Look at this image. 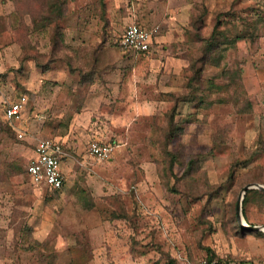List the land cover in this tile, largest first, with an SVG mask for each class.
Masks as SVG:
<instances>
[{
	"label": "rangeland",
	"instance_id": "rangeland-1",
	"mask_svg": "<svg viewBox=\"0 0 264 264\" xmlns=\"http://www.w3.org/2000/svg\"><path fill=\"white\" fill-rule=\"evenodd\" d=\"M54 2L0 0L4 75L19 86L22 41L41 36L49 52L52 30L30 28ZM84 10L88 33L110 46L131 24L160 28L150 56L125 65L104 56L101 68L107 45L98 53L110 83L141 103H30L20 139L0 99V264H264V232L237 219L244 188L264 185V0H92ZM58 136L65 187H36L27 174L36 140ZM99 139L119 145L108 161L87 158ZM249 191L245 224L264 226V198Z\"/></svg>",
	"mask_w": 264,
	"mask_h": 264
},
{
	"label": "crops",
	"instance_id": "crops-1",
	"mask_svg": "<svg viewBox=\"0 0 264 264\" xmlns=\"http://www.w3.org/2000/svg\"><path fill=\"white\" fill-rule=\"evenodd\" d=\"M94 1V0H93ZM92 2V0H70V15H69V23L64 24L66 28L69 27L71 29L70 34L69 30L66 29L65 43L71 47H78L79 45H89V44H100L102 42V36L98 37L92 31V33H88V28H93L90 25L85 26L90 19L86 17L82 22V12H86L84 10L88 4ZM87 9V8H86ZM82 24H84L82 26ZM143 28L147 29L145 26L140 25ZM121 34L114 41V47L110 46V40H108V36L106 39V47L100 53V66L101 68L109 65L110 60L114 62H118L119 64L125 65L129 60H140L141 57L150 56V54L136 56V55H125L118 49V40L122 37ZM33 45L38 46V50L40 53H46L48 51L47 46L45 44L44 38L41 36L31 38ZM154 45V44H153ZM118 50V51H116ZM106 56L109 61L104 62L103 58ZM10 59L6 54L0 55V80L7 87L8 90L20 91L21 94H24L28 97V105L23 110V121L17 126L20 131H24L25 134L29 132V129L26 127V118L29 114V105L30 103H96L93 108H97L98 110L103 107L102 103H141L140 99H135V93L129 91L128 94H121V89L119 86L112 85L108 78L110 73L103 72V76L106 75V79L100 80L97 79L94 84L90 86V88L85 91V93L79 94V84L77 75H73L71 71L66 67V65L60 67L57 64L50 66V68L46 72H42L39 68L36 67L35 63L32 60H27L23 63V80L20 83V86L17 85V82H14L13 78H8L4 75L6 71L7 64H9ZM130 62V61H129ZM14 65V64H13ZM102 70V69H101ZM6 79L4 78V76ZM2 104V103H1ZM87 104L85 109L87 108ZM137 109V105L134 106ZM86 112V111H85ZM131 113V111H130ZM85 116L84 112L81 115ZM94 123L96 124L95 118H93ZM97 124L94 126L96 127ZM99 129V128H98ZM97 132V129L95 131ZM99 135H96V138ZM103 136V135H102ZM101 137V136H100ZM46 138V137H45ZM44 139V138H39ZM56 141H59L65 150L66 140L64 137H54L52 138ZM36 140V141H38ZM101 142H110L104 141L103 139H99ZM37 145V144H36ZM89 147V145H88ZM66 152V151H65ZM35 149L33 151L32 158L35 156ZM68 156V155H67ZM66 156V157H67ZM65 157V158H66ZM63 159V162L65 160ZM87 158L92 159L89 155L87 149ZM63 173L66 175L64 164L62 163ZM67 177V176H66Z\"/></svg>",
	"mask_w": 264,
	"mask_h": 264
},
{
	"label": "built area",
	"instance_id": "built-area-1",
	"mask_svg": "<svg viewBox=\"0 0 264 264\" xmlns=\"http://www.w3.org/2000/svg\"><path fill=\"white\" fill-rule=\"evenodd\" d=\"M160 28L145 29L138 24L129 25L118 45L126 55H147L152 50L154 38ZM14 90H8L0 80V99L3 105V114L18 137L23 139L24 131L17 128V124L23 121V110L28 105V97L24 94H16ZM119 145L114 142L91 141L89 143V155L99 162L108 161L116 153ZM35 156L27 167V174L36 187L45 186L53 191H61L66 184V177L62 170L63 159L67 156L63 145L52 138L40 139L37 142ZM215 263V262H214ZM183 264H209L206 260L198 262L185 259Z\"/></svg>",
	"mask_w": 264,
	"mask_h": 264
},
{
	"label": "trees",
	"instance_id": "trees-1",
	"mask_svg": "<svg viewBox=\"0 0 264 264\" xmlns=\"http://www.w3.org/2000/svg\"><path fill=\"white\" fill-rule=\"evenodd\" d=\"M57 4L52 5L51 9H47L43 12V17L36 20L35 15L32 17V13H28L32 17L30 33L40 32L41 30L49 27L52 31L50 35L51 47L47 55L40 53L37 49V45H33L30 35L25 38V41H22V59L23 62L27 60H32L36 67L39 68L42 72H46L51 65L61 61L66 64L68 69L72 73H77L81 77V83L79 85V94L85 93L92 84H94V78L100 77L103 74V70L98 67V53L106 45V39H103L102 42L97 46V48H81V47H71L65 43V36L63 27L59 22L67 15L68 6L66 0H56ZM54 2V4L56 3ZM43 22L44 24L40 25L39 23ZM216 34L212 35V40L209 41V47L214 50L213 53H221L222 44L218 41H215ZM118 49L122 51L121 47L118 45ZM126 55V54H125ZM219 66V61L214 60ZM227 79V83H229ZM11 126V125H10ZM12 128V127H11ZM12 130H14L12 128ZM15 132V131H14ZM9 134V133H8ZM51 190V189H50ZM53 191V190H52ZM248 195L250 196H260L264 198V192L251 190ZM247 195V196H248ZM248 201V198H246ZM209 264H249L247 262L239 263H224L219 261L214 263L213 256L209 257L207 260Z\"/></svg>",
	"mask_w": 264,
	"mask_h": 264
},
{
	"label": "water",
	"instance_id": "water-1",
	"mask_svg": "<svg viewBox=\"0 0 264 264\" xmlns=\"http://www.w3.org/2000/svg\"><path fill=\"white\" fill-rule=\"evenodd\" d=\"M249 190H259L261 192H264V185L262 184H252L248 185L244 188L243 192L239 196L238 204H237V219L238 222L241 224V226L245 229L251 230V231H260L264 232V226H249L245 225V219L243 215V201L244 197L247 194Z\"/></svg>",
	"mask_w": 264,
	"mask_h": 264
},
{
	"label": "bare ground",
	"instance_id": "bare-ground-1",
	"mask_svg": "<svg viewBox=\"0 0 264 264\" xmlns=\"http://www.w3.org/2000/svg\"><path fill=\"white\" fill-rule=\"evenodd\" d=\"M246 225V224H245Z\"/></svg>",
	"mask_w": 264,
	"mask_h": 264
}]
</instances>
